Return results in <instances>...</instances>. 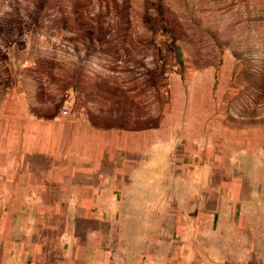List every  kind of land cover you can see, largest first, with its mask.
<instances>
[{"label":"rangeland","instance_id":"obj_1","mask_svg":"<svg viewBox=\"0 0 264 264\" xmlns=\"http://www.w3.org/2000/svg\"><path fill=\"white\" fill-rule=\"evenodd\" d=\"M115 71L106 81L102 73ZM8 78L28 103L61 113L116 103L124 153L142 127L150 136L152 118L155 174L172 175L163 195L175 232L174 185L185 181L189 200L195 184L226 178L228 138L241 163L249 124L264 117V0H0V89Z\"/></svg>","mask_w":264,"mask_h":264},{"label":"crops","instance_id":"obj_2","mask_svg":"<svg viewBox=\"0 0 264 264\" xmlns=\"http://www.w3.org/2000/svg\"><path fill=\"white\" fill-rule=\"evenodd\" d=\"M102 74L107 81L121 73ZM3 80L0 264H264L261 114L249 124L241 163L236 138H228L232 161L226 178L195 184L189 200L186 182L174 185V232L172 196L163 195L172 192V175L155 174L152 118L145 126L150 136L144 137L142 127L124 153L116 103L84 105L81 116L70 108L61 113L57 105L28 103L9 78ZM127 193L133 194L131 211L124 213ZM140 220L148 230H139ZM128 221L134 225L130 231L123 227Z\"/></svg>","mask_w":264,"mask_h":264},{"label":"built area","instance_id":"obj_3","mask_svg":"<svg viewBox=\"0 0 264 264\" xmlns=\"http://www.w3.org/2000/svg\"><path fill=\"white\" fill-rule=\"evenodd\" d=\"M65 110L64 109H62V112H64Z\"/></svg>","mask_w":264,"mask_h":264}]
</instances>
